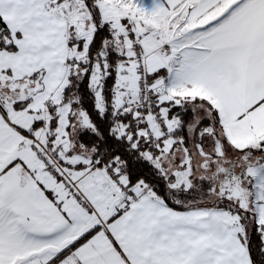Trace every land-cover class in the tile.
Returning <instances> with one entry per match:
<instances>
[{
    "label": "snow or ice",
    "instance_id": "snow-or-ice-1",
    "mask_svg": "<svg viewBox=\"0 0 264 264\" xmlns=\"http://www.w3.org/2000/svg\"><path fill=\"white\" fill-rule=\"evenodd\" d=\"M0 264H264V0H0Z\"/></svg>",
    "mask_w": 264,
    "mask_h": 264
}]
</instances>
